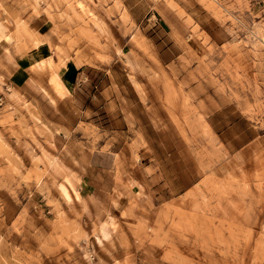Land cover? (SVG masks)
<instances>
[{
    "label": "rangeland",
    "instance_id": "obj_1",
    "mask_svg": "<svg viewBox=\"0 0 264 264\" xmlns=\"http://www.w3.org/2000/svg\"><path fill=\"white\" fill-rule=\"evenodd\" d=\"M0 264H264V0H0Z\"/></svg>",
    "mask_w": 264,
    "mask_h": 264
},
{
    "label": "crops",
    "instance_id": "obj_2",
    "mask_svg": "<svg viewBox=\"0 0 264 264\" xmlns=\"http://www.w3.org/2000/svg\"><path fill=\"white\" fill-rule=\"evenodd\" d=\"M97 71L98 70L96 68L87 66L86 68L85 67L77 68L74 72L70 73L67 76V79H66L67 85L72 90V96L74 97V101L76 103L82 102V106H81L82 110H86L90 108L92 106L91 104L94 102V99L98 97L99 93H97L98 92L97 89L99 88L102 80L97 81L96 79L93 78V75H96L98 73ZM77 85H81L83 90H85L88 86L94 87L95 93L89 94V96L85 97L84 101H81V98L77 94V91L75 95H73L74 91L77 89L76 88ZM99 124H101V122Z\"/></svg>",
    "mask_w": 264,
    "mask_h": 264
}]
</instances>
